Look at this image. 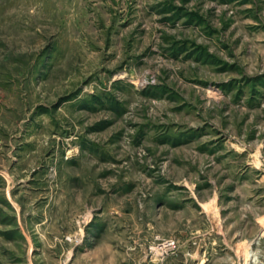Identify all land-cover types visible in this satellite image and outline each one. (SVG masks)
<instances>
[{
  "label": "rangeland",
  "instance_id": "obj_1",
  "mask_svg": "<svg viewBox=\"0 0 264 264\" xmlns=\"http://www.w3.org/2000/svg\"><path fill=\"white\" fill-rule=\"evenodd\" d=\"M106 230L264 264V0H0V264Z\"/></svg>",
  "mask_w": 264,
  "mask_h": 264
},
{
  "label": "crops",
  "instance_id": "obj_2",
  "mask_svg": "<svg viewBox=\"0 0 264 264\" xmlns=\"http://www.w3.org/2000/svg\"><path fill=\"white\" fill-rule=\"evenodd\" d=\"M90 235V234H89ZM85 245V244H84ZM84 245L76 246V251H80L85 263L75 256V264H149L145 263L143 246L136 241L131 243L128 234L109 232L100 233L96 239V244L90 248ZM152 264H156L153 263Z\"/></svg>",
  "mask_w": 264,
  "mask_h": 264
},
{
  "label": "built area",
  "instance_id": "obj_3",
  "mask_svg": "<svg viewBox=\"0 0 264 264\" xmlns=\"http://www.w3.org/2000/svg\"><path fill=\"white\" fill-rule=\"evenodd\" d=\"M75 239H79L78 237ZM156 240V245L152 248V251L154 252L155 256L158 257H166L169 256L171 254H173L174 252H176L177 248H178V243L174 240V239H162L156 236L155 238ZM64 264H74L72 262H65Z\"/></svg>",
  "mask_w": 264,
  "mask_h": 264
}]
</instances>
